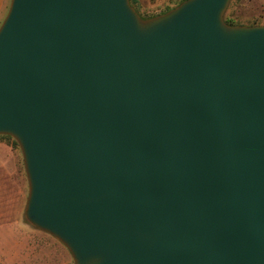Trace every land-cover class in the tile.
<instances>
[{"label": "water", "instance_id": "95a60500", "mask_svg": "<svg viewBox=\"0 0 264 264\" xmlns=\"http://www.w3.org/2000/svg\"><path fill=\"white\" fill-rule=\"evenodd\" d=\"M229 2L10 0L0 136L73 264H264V26Z\"/></svg>", "mask_w": 264, "mask_h": 264}, {"label": "rangeland", "instance_id": "374dc122", "mask_svg": "<svg viewBox=\"0 0 264 264\" xmlns=\"http://www.w3.org/2000/svg\"><path fill=\"white\" fill-rule=\"evenodd\" d=\"M182 1L131 0L140 18L164 14ZM226 16L238 26H264V0H230ZM27 195L19 146L12 138L0 136V264H73L61 243L26 221Z\"/></svg>", "mask_w": 264, "mask_h": 264}, {"label": "crops", "instance_id": "0c3cea01", "mask_svg": "<svg viewBox=\"0 0 264 264\" xmlns=\"http://www.w3.org/2000/svg\"><path fill=\"white\" fill-rule=\"evenodd\" d=\"M10 0H0V24L4 19L6 12L8 10Z\"/></svg>", "mask_w": 264, "mask_h": 264}, {"label": "trees", "instance_id": "16d2710c", "mask_svg": "<svg viewBox=\"0 0 264 264\" xmlns=\"http://www.w3.org/2000/svg\"><path fill=\"white\" fill-rule=\"evenodd\" d=\"M183 1H184V0H183ZM183 1H182V2H183ZM129 2H130V4H131V6L134 7V5L132 4L131 0H129ZM148 18H150V17H148ZM148 18H141V19H148ZM224 21H225V23H227L228 25H232V26H238V25H240V24H236V23H234V22L231 20V17H230V16H226V17L224 18ZM248 26H252V25H248Z\"/></svg>", "mask_w": 264, "mask_h": 264}]
</instances>
